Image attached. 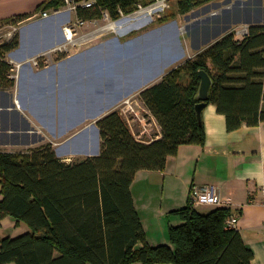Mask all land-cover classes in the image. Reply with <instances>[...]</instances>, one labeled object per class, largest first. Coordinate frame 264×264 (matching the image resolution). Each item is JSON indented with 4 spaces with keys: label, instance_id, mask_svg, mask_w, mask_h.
<instances>
[{
    "label": "trees",
    "instance_id": "16d2710c",
    "mask_svg": "<svg viewBox=\"0 0 264 264\" xmlns=\"http://www.w3.org/2000/svg\"><path fill=\"white\" fill-rule=\"evenodd\" d=\"M213 1L182 0V14ZM96 2L90 9L78 7L77 16L88 21L108 12L116 20L147 5L146 0ZM65 5L49 0L38 12ZM19 45V35L0 44V90L16 86L14 67L5 60ZM201 71L214 82L208 105L226 117L229 132L264 122V25H253L242 40L228 33L141 93L161 139L138 141L116 111L97 123V157L66 163L51 146L0 152V229L8 217L30 229L0 238V264H252L254 254L240 232L227 228L230 208L205 213L190 201L171 213L181 224L170 226V243L152 246L135 206L132 186L139 172H162L182 146L206 143L196 112Z\"/></svg>",
    "mask_w": 264,
    "mask_h": 264
},
{
    "label": "rangeland",
    "instance_id": "374dc122",
    "mask_svg": "<svg viewBox=\"0 0 264 264\" xmlns=\"http://www.w3.org/2000/svg\"><path fill=\"white\" fill-rule=\"evenodd\" d=\"M96 3L71 0L59 9L57 13L66 15L68 21L62 31L64 42L51 55L45 53L32 63L42 72L85 56L78 60L72 80L61 70L38 77L25 72L22 102L44 120L40 123L29 113L27 131L32 143L25 151L51 146L66 163L97 157L88 153L91 149L101 153V138L98 143L92 126L116 111L138 141H155L161 127L145 107L141 93L172 69L196 58L193 46L200 44L206 32L212 38L222 33L237 37L247 27L264 25V0H214L187 14H182V0H146L147 5L138 4L116 20L105 12L100 19L86 21L73 10L90 9ZM9 26L13 25H2L0 41L8 34L11 39L18 34L19 25ZM68 33L73 35L71 41L65 37ZM96 114L101 115L97 118ZM60 150L65 154L59 155Z\"/></svg>",
    "mask_w": 264,
    "mask_h": 264
},
{
    "label": "crops",
    "instance_id": "0c3cea01",
    "mask_svg": "<svg viewBox=\"0 0 264 264\" xmlns=\"http://www.w3.org/2000/svg\"><path fill=\"white\" fill-rule=\"evenodd\" d=\"M47 1L0 0V22L19 25L17 35L20 39L19 48L8 53L5 60L14 67L11 77L16 79V86L12 90H0V152H24L32 143L27 131L31 109L18 102L25 91L22 90V80L25 72L29 76H39L48 71L39 72L32 63L45 53L52 54L64 42L62 31L68 22L67 16L50 10L47 11L49 17L43 18L38 8ZM23 16L28 18L8 23ZM205 35L199 45L193 46L197 54L227 33L213 38L210 33ZM12 40L8 34L0 44ZM189 56L191 58L193 53ZM202 118L206 130L204 146H182L177 156L168 159L164 171H141L136 175L132 193L148 242L152 246L169 244L170 226L181 224V219L171 213L189 204L194 187L214 186L222 206L197 208L205 213L230 208L232 217L239 218L237 230L254 254L252 264H264V122L256 127L243 126L229 132L226 117L214 105L205 108ZM161 138L160 129L156 140ZM29 231L27 225L8 217L2 222L0 238H15Z\"/></svg>",
    "mask_w": 264,
    "mask_h": 264
},
{
    "label": "built area",
    "instance_id": "2783aa9c",
    "mask_svg": "<svg viewBox=\"0 0 264 264\" xmlns=\"http://www.w3.org/2000/svg\"><path fill=\"white\" fill-rule=\"evenodd\" d=\"M66 3L70 2L71 0H65ZM88 8L91 5H87ZM73 10L77 12L76 7ZM58 12V10H57ZM49 15L47 12L43 13V18H47ZM84 25V22L80 23ZM68 31V30H67ZM71 31V30H70ZM249 34V28L247 27L244 31L237 33V38L242 40ZM190 201L192 205L195 207H220L222 206V200L220 196L217 194L216 189L214 186H196L191 191V198ZM239 225V218L238 217H231L227 221V228L229 229H238Z\"/></svg>",
    "mask_w": 264,
    "mask_h": 264
},
{
    "label": "bare ground",
    "instance_id": "6f19581e",
    "mask_svg": "<svg viewBox=\"0 0 264 264\" xmlns=\"http://www.w3.org/2000/svg\"><path fill=\"white\" fill-rule=\"evenodd\" d=\"M66 17V16H65ZM38 25V24H37ZM34 26V25H33ZM70 30H68L67 32H69ZM72 32V31H71ZM66 38H67V40H69V41H71L72 40V38H73V35H72V33H68L66 36H65ZM24 44V43H23ZM21 49V48H20ZM20 52H21V50H20ZM21 54V53H20ZM91 55V54H90ZM12 57H13V55H11ZM81 56V55H80ZM89 56V55H88ZM11 57V58H12ZM83 58H85V56H82V57H80V58H78V59H73V60H70L67 64H63L62 65V67L61 68H56V67H53L52 68V70H48V71H46L43 75L41 74V75H39V76H47V75H49V74H51L52 72H56V74H59L58 72H59V70H61V72L62 73H65V75H71L70 76V80H72L73 78V76H74V74H75V70H77L78 68H77V63L81 60V59H83ZM92 58V57H91ZM79 60V61H78ZM28 66V65H27ZM26 67V66H25ZM30 67V66H29ZM69 70V71H68ZM60 72V73H61ZM38 77V76H37ZM53 77V76H52ZM23 78V77H22ZM50 78H51V76H50ZM43 79H44V77H43ZM43 79H41V81L43 80ZM59 79V78H58ZM35 80V79H34ZM51 80V79H50ZM20 81V80H19ZM23 81V80H22ZM34 82V85H36L37 83H39V82H36V81H33ZM32 82V83H33ZM45 82V81H44ZM31 84V83H30ZM58 84V83H57ZM33 85V84H32ZM31 87V86H30ZM34 87V86H33ZM68 87V86H67ZM19 88V87H18ZM35 88V87H34ZM30 89H32V88H30ZM21 90V89H20ZM22 90H24V89H22ZM20 91V93H22L23 91ZM35 90V89H34ZM34 92V91H33ZM22 95V94H21ZM26 96V95H25ZM90 99V98H89ZM17 100V99H16ZM19 100V99H18ZM95 100V99H94ZM19 102V105L20 106H22L21 104H23V102H22V100H19L18 101ZM94 103H96V102H94ZM25 106V105H24ZM25 108V107H24ZM95 108V107H94ZM20 109H21V107H20ZM31 113L35 116V117H37V119L40 121V123H43V122H41V121H44L43 119H41V117H39L40 115L38 114L39 112H37V111H35V109H32L31 108ZM97 115V114H96ZM101 114H99V115H97V118L100 116ZM93 127V129L94 130H96V135H97V137H96V140L98 141V143H99V135H98V128L95 126V125H93L92 126ZM95 139V138H94ZM94 139L92 140V141H94ZM99 150V149H98ZM76 151V150H75ZM78 151V150H77ZM94 152H96L97 153V151H94L93 149H91V150H89V154H91V155H93L94 154ZM70 153V152H69ZM63 154H65V152L64 151H61L60 150V152H59V155H63ZM73 154V153H72Z\"/></svg>",
    "mask_w": 264,
    "mask_h": 264
},
{
    "label": "water",
    "instance_id": "95a60500",
    "mask_svg": "<svg viewBox=\"0 0 264 264\" xmlns=\"http://www.w3.org/2000/svg\"><path fill=\"white\" fill-rule=\"evenodd\" d=\"M199 76L201 78V85H200V89H199V93H198L197 98L200 101V103L196 106V112H197V116H198V121L200 124H202L203 123L202 114H203V111L205 110V108L208 106V101L210 99V95H211L212 88L214 86V82H213L212 78L209 76V74H207L205 71H201L199 73ZM145 83L148 84L149 81L147 80ZM98 135H99V141H100V133L99 132H98ZM99 153H100L99 150H97V153L94 152V154H96V155H94V154L93 155L98 156Z\"/></svg>",
    "mask_w": 264,
    "mask_h": 264
}]
</instances>
